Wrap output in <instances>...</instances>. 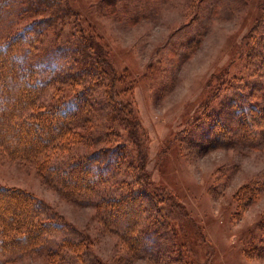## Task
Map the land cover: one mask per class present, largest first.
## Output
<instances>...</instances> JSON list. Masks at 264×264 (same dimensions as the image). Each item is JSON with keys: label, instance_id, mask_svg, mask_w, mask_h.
<instances>
[{"label": "trees", "instance_id": "16d2710c", "mask_svg": "<svg viewBox=\"0 0 264 264\" xmlns=\"http://www.w3.org/2000/svg\"><path fill=\"white\" fill-rule=\"evenodd\" d=\"M15 8H21L22 18L29 20L15 32V26L10 27L12 33L0 47V149L35 164L42 181L65 199L95 208L97 220L119 239L130 260L212 264V245L184 205L151 180L146 167L149 149L141 142L140 121L132 105L116 90L120 75L103 43L86 31L70 0H0V21ZM258 20L227 66L252 49L256 70L242 87L245 92L221 99L220 107H214L220 90L228 85L226 71L212 84L195 117V129L205 127L201 136L204 150L239 145L254 151L264 149V36L254 40L263 26L262 19ZM201 41H194L192 51L183 58L185 62ZM104 105L108 106V121L124 127L133 140L139 153L137 160L123 141L77 154L80 148L95 142L93 130L86 127ZM190 125L176 139H189ZM108 131L112 132H108V138L120 137L116 129ZM168 148L161 150L166 152ZM72 150L68 161L55 165L52 156L57 151L69 154ZM263 189L264 183L259 181L245 186L237 195L240 211ZM154 207L158 219L153 216ZM171 221L195 231L200 248L195 262L185 251L186 246L177 241L166 250L159 248L163 229ZM66 229L32 193L0 187V262L42 251L50 264H104L90 255L84 233ZM174 233L177 236L176 229ZM246 253L264 257V217L258 239Z\"/></svg>", "mask_w": 264, "mask_h": 264}, {"label": "rangeland", "instance_id": "374dc122", "mask_svg": "<svg viewBox=\"0 0 264 264\" xmlns=\"http://www.w3.org/2000/svg\"><path fill=\"white\" fill-rule=\"evenodd\" d=\"M70 3L80 13L86 31L103 43L120 75L116 90L132 105L140 121L141 142L149 149L146 167L151 180L184 205L212 245V264H264V257L246 253L252 241L258 239L264 217V189L243 211L237 198L248 184L264 183V149L254 151L239 145L204 150L201 136L205 127L195 129L194 121L202 110L203 99L212 91V84L226 71L228 85L220 90L214 107H220L221 99H232L245 92L242 87L256 70L252 49L227 66L258 19H262L263 26L254 40L264 36V0H70ZM20 13L21 8L8 10L0 21V47L12 33L10 27L15 26V32L27 24L29 19L22 18ZM48 37L54 40L53 33ZM197 38L202 40L200 47L185 62L183 58L187 51H192ZM106 106L86 127L93 130L95 142L80 148L77 154L123 141L137 160L139 153L133 140L124 127L108 121ZM187 124H191L189 139L179 141L176 138ZM111 129H116L120 137L108 138ZM164 146L168 151L161 150ZM72 152L57 151L52 156L55 165L68 161ZM0 187L26 191L42 200L51 215L65 224L66 230H78L88 237L90 255L104 264H149L145 258L135 261L128 258L119 239L104 230L97 220L95 208L65 199L42 181L35 164L15 159L3 149H0ZM153 216L157 219L159 216L155 207ZM179 225L171 221L167 228L162 227L165 232L159 248L166 250L177 241L186 246L185 251L195 262L200 250L195 231ZM145 241L151 244L150 240ZM0 264H50V261L46 252L35 251L1 259Z\"/></svg>", "mask_w": 264, "mask_h": 264}]
</instances>
